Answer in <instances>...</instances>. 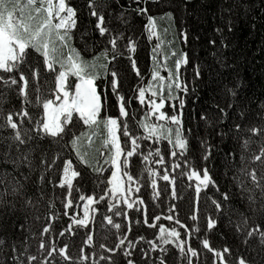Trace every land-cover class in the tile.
<instances>
[{"label":"trees","instance_id":"16d2710c","mask_svg":"<svg viewBox=\"0 0 264 264\" xmlns=\"http://www.w3.org/2000/svg\"><path fill=\"white\" fill-rule=\"evenodd\" d=\"M70 2L77 8L78 17L77 28L73 29L72 32V44L81 52L82 56L91 59L93 56L99 55L105 46L103 38L100 37L95 27L96 18L89 14L88 0H70ZM108 2L111 3V0H108ZM120 3L127 7L131 0H120ZM185 3H187V8ZM139 4L142 7H147L148 12L143 15L133 13L130 24L124 26L122 30L125 37H130L136 41L137 48L134 57L137 66L141 70V75L139 77L135 75L127 55L118 57L117 60L108 64L109 73L111 70H115L120 76L119 91L125 95L126 100L131 99V103L126 105L129 110L127 122L130 131L134 135H146L143 128L139 126V122L145 120V114L149 109L147 103L141 105L139 100L136 99V90L138 85L145 86L147 83L152 82L151 71L154 48L157 49L156 55L160 65L164 64V57H168L166 67L160 68L161 75L164 76H167V68H174L176 57L171 55L172 51L179 54L183 50L189 54V64L182 66L180 70L182 78L188 84L189 92L187 94L178 93L186 100L184 108L185 129L191 128L193 132L203 134L202 112L207 110L205 114H215L217 104L227 109L229 103L232 104V108L227 109L229 119L222 122L224 126L233 122H241L238 115L240 110L245 111L246 114L243 123H262L260 116L257 115V113L264 114V109L261 107L264 104V11L261 10L260 0H253L252 11L248 15H244L241 11L240 15L235 17L236 27L231 33H228L225 29L227 39L224 42L229 45L227 48L221 47L220 33L215 31L217 27L224 26L220 18L221 0H139ZM113 8H115V5L104 9L106 23L110 18L109 13L113 12ZM168 12L172 13V19L165 15ZM149 15L156 17L157 37L149 36L146 27ZM112 23L116 24L117 21L113 19ZM253 23L255 27L250 26ZM185 30L189 34L187 43L181 38ZM213 39L217 41L216 45L209 43ZM28 51V64L32 68H39L37 82L30 74L31 69L26 65L22 66L29 78V93L33 103L27 105V107L34 122L42 115L43 111L42 107H37L35 104L36 93L34 89L39 86L42 97L51 98L54 96V92H49L50 88H54V74L46 70L43 65V58L39 53L31 49ZM213 53L216 55L214 56ZM217 57H224L231 67L221 68L217 62ZM106 62L102 56L97 61L98 64ZM197 65L201 71L200 77L195 76ZM98 70L101 72V79L96 81L98 91H101L102 96L107 97V107L102 109L100 114L102 120L107 115L118 116V102L116 94L111 91V87L107 83V80L111 78L110 74L104 76V70ZM69 77L72 81L71 85H73L75 78L73 76ZM225 84L228 87L239 84L236 89L237 97L233 98L230 94H226L224 91ZM0 93L4 95V98L0 99V123H2L4 115L9 111L16 112L20 110L22 97L18 95L16 86L4 87L0 84ZM147 95H150V93H146ZM171 103H176L177 107L179 105L178 100L166 102L163 111L168 115L173 114V110L169 106ZM14 119L19 121L20 118L14 116ZM120 119L123 121L125 118L121 117ZM148 121L167 125L166 121H161L157 117L149 116ZM74 122H76V126L72 128V132L77 136H80L81 133L84 134L80 140L81 151L87 154V158L93 165L99 159L105 171L102 174H96L87 165L81 164L70 143L64 146L65 142L70 139L69 136H65L59 145L53 144L51 138L46 137L39 142L48 149L49 155H51L53 149L60 151L61 157L72 159L76 170L81 172V176L75 178L72 186L73 206L64 207V202L67 199V186L61 188L57 184L56 187H53V183L62 175V172H57L54 168L47 174L46 179L52 178L53 183L44 185L42 188L43 197L30 184L28 195L32 196V205L22 206L17 203L18 211L15 214H0V237L6 239L9 243L15 241L21 249L23 248L21 242L27 243L29 254L37 256V260L33 261L32 264H41L44 256L47 255V251H43V255H41L42 250L39 249L41 240L45 243V249H49L52 243H55L57 247V253H53V256L48 258V264H53V260H55V264H93V259L97 261V264H110L108 260L101 259V256H112V264H127V259L134 260L136 264H145L147 259L148 264H151V261L156 259L158 250L156 252L150 251L148 242L155 240L159 243L160 224H164L165 227H176L181 232V239L197 249L199 255L192 258L193 264H222L219 258L216 257L215 252L203 246L202 241L204 239L209 240L211 248L221 251L224 247L230 248L232 254H225L224 257L230 264H237V257L240 255L251 258L249 252L251 249L256 248L257 241L253 239L249 241L248 245L243 244L244 233L237 228V225L240 224L243 227L240 213H244L250 217L248 228L255 226L256 223L264 226V216L259 211L250 210V202L248 201V196L254 195L256 200L251 207L259 209L262 196L261 190L251 183L250 177L240 172L239 169L244 167L246 163L249 170L256 168L258 176L264 174L260 162L250 159L253 153H258L261 144H264V135L260 137L252 136L253 143L246 152L241 148L239 136L235 140L228 136L222 141L219 137L215 139L209 137L214 148L208 161L201 159L203 150L197 139L193 138V133L187 131L185 134L189 138V150L183 157L179 155L180 150L177 149L178 155L173 158L170 155L172 146L163 138L159 140H140L139 143L144 154H147L150 148L154 150L159 147L164 156V164L155 163L154 161L159 159L155 155L150 157V161L147 163L143 161L139 153L129 158L130 167L128 171L135 179L132 182L131 190L127 191L125 195L130 202H133V208L128 209L123 202L112 201L117 204L118 208L126 212L127 218H125L124 215L115 216L113 214L115 209L113 211L108 210V201L112 199L111 196H105L103 201L99 200V196L108 187L107 180L111 176L110 166L104 164V158L107 155V147L103 145L104 138L107 135L106 130H104L103 125L100 127L83 125L82 121H77L76 114H74ZM23 127H32V123L24 118L22 130ZM225 130H227L226 127ZM11 131L10 128H0V136H8ZM119 134L121 142L124 144L123 128L120 129ZM89 135L92 136L90 145L87 141ZM244 135L251 134L244 133ZM50 145L51 147H49ZM101 153H104V155H101ZM242 154L245 156L244 163L241 162ZM185 159L188 164H184ZM174 163L181 165L175 171H173ZM57 164L59 165L60 161H57ZM189 165L201 171V176L203 175L202 167H208L209 174L216 181V185L209 184L207 188L202 187L198 198L195 189L199 181L195 177H192L191 180L188 179ZM149 168L154 169L158 175H152L148 171ZM165 169H167V174L170 177H175V197L171 195L173 187L171 179L169 181L163 180ZM32 179L35 180V175ZM152 180L156 181V189L152 187ZM241 181H243V188L241 187ZM217 185L219 190H217ZM244 189H251L252 191L249 192ZM154 192L159 193L156 198H153ZM224 192L229 194L228 200L223 199L222 193ZM93 193H95L97 202L92 207L96 211H91L90 223L87 227L74 224L72 217L83 218V206L86 203V201H81L79 196ZM140 199L144 201L143 205L139 203ZM213 200L219 201L222 207L217 209ZM49 201H52V203H49ZM172 204H175L176 207L172 213H169L168 209ZM77 205L79 207H76ZM145 206L149 222L155 223L157 227L152 228L143 223ZM194 214L198 217L197 220L191 218ZM105 215L112 216L113 221L121 225L120 230L108 224L103 219ZM154 215H159L161 219L153 221L152 217ZM168 215H173L174 219L167 220ZM209 216L218 221L213 229H207L206 227V219ZM53 217L55 218L53 219ZM176 218L181 221L180 224L175 223ZM129 219L131 220V232H128ZM137 220L140 221L139 224L136 223ZM49 224L51 225L50 231L43 233V228ZM69 224H72V228L65 231ZM20 225H23V227L21 228ZM182 225L188 227L185 228ZM194 226H198L200 230L199 232L193 230L192 235L189 237L186 233L190 229H194ZM247 230L245 229V231ZM61 232H63V235H60ZM89 234L93 235L92 245L86 243ZM124 235L129 240H133L136 245L131 249L132 255L130 257L123 255L127 241L125 246H122L115 253H109L107 248H100L101 243L107 245V247H115L119 238ZM141 236L145 239L139 240L138 238ZM65 244L68 245L66 249L68 255L73 258L70 261H65L58 254L59 248ZM162 246L170 249L169 255L172 256L173 264H187V259L182 258L179 249H176L174 244ZM81 249H83L84 255L89 256L87 261L82 262L79 259L82 254ZM141 250L149 251V257L142 258ZM3 251H7V248ZM92 253L96 254L95 257L92 256ZM3 258V252H0V260ZM256 259L259 260V257H256Z\"/></svg>","mask_w":264,"mask_h":264},{"label":"snow or ice","instance_id":"6c2138e0","mask_svg":"<svg viewBox=\"0 0 264 264\" xmlns=\"http://www.w3.org/2000/svg\"><path fill=\"white\" fill-rule=\"evenodd\" d=\"M260 2L262 5L261 10L264 11V0H260ZM113 5H115V8H113V12L109 13L110 18L106 23L104 9L110 8ZM252 5L253 0H221L220 18L224 26L215 29L217 33H220L221 47L227 48L229 46L224 42L227 39L225 29L228 33H231L236 27L235 17L239 16L241 11H243L244 15H248L252 11ZM88 7L90 9V16L96 18L95 27L100 37L103 38L105 45L100 54L93 56L91 59H86L82 56L81 52L72 44V32L73 29L77 28L78 17L77 8L71 4L70 0H0V70H2L0 72V84L4 87L16 86L18 95L22 97L20 110L16 112L9 111L4 115L3 122L0 123V128H10L12 130L8 136H0V214H15L18 211L17 203L22 206L32 205V196L28 195L30 184L43 197L42 188L44 185L46 183H53L52 178L46 179L47 174L54 168L57 172H62V175L53 183V187H56L57 184L61 188L67 186V199L64 202V207L69 208L73 206L71 198L73 180L76 177H80L81 172L76 170L72 159H63L60 151L53 149L51 155H49L48 149L43 147L39 142L46 137H50L53 144L59 145L65 136H69L70 139L65 142L64 146L70 143L81 164L87 165L96 174H102L105 171L99 159L93 165L87 158V154L81 151L80 140L84 134L81 133L80 136H77L72 132V128L76 126L74 114L77 115V121H82L83 125L96 127L103 125L104 130H106L107 135L104 138L103 145L107 147V155L104 158V164L110 166L111 176L107 180L108 187L99 196V200L103 201L105 196H111L112 199L108 201V210L113 211L115 209L113 213L115 216L124 215L125 218H127L126 212L118 208L117 204L112 201L123 202L127 205L128 209L133 208V202H130L125 195L127 191L131 190L132 182L135 179L130 171H128L130 167L129 158L139 153L143 161L147 163L150 161V157L155 155L159 159H156L154 162L164 164V156L161 153V149L159 147H156L154 150L150 148L148 153L144 154L141 150L140 140H159L163 138L172 146L170 155L173 158L178 155L177 149L180 150L179 155L183 157L189 150V138L185 134L187 131L193 133V138L197 139L198 144L202 148L203 154L201 159L208 161L209 157L212 156L214 148L209 137L213 139L219 137L222 141L228 136H231L234 140L239 136L241 148L246 152L253 143L252 136L260 137L264 135V114L262 113H257L260 116L261 124L243 123V118L246 114L245 111L240 110L238 115L241 118V122H233L224 126L222 122L229 119L227 109L232 108L231 103L227 105V109L217 104V112L215 114H205L207 110L202 112L203 134L193 132L191 128L185 129L184 108L186 100L178 95V93L183 92L187 94L189 92L188 84L182 78L180 71L182 66L189 64V54L183 50L179 54L172 51L171 55L176 57L174 68H167V76H164L161 75L160 68L166 67L168 57L165 56L164 64L160 65L156 55V48L153 49L152 57V82L147 83L145 86L138 85L136 90V99L139 100L141 105L147 103L149 109L145 114V120L139 122V126L143 128L146 135H134L130 131L127 122L129 110L126 105L131 103V99L126 100L125 95L119 91L120 76L115 70H111L109 73L108 64L117 60L118 57L127 55L131 69L135 75L137 77L141 75V70L137 66V61L134 57L137 48L136 41L130 37H125L122 28L130 24L133 13L143 15L148 12V8L140 6L139 0H131V3L127 7L121 4L120 0H111V3L108 0H88ZM185 7L187 8V3H185ZM165 15L169 19L173 18L170 12L165 13ZM113 19L117 21L116 24L112 23ZM250 26L255 27V24L253 23ZM146 27L150 37L158 36L155 16H148ZM188 35L187 30H185L181 36L185 43L188 42ZM209 43L216 45L217 41L213 39ZM29 49L39 53L43 58V65L46 70L54 74V88L49 89L50 93H55L54 96L51 98L42 97L40 87L37 86L34 89L36 93L35 104L37 107H42L43 110L42 115L34 122L27 107V105L33 103L29 93V78L22 66L26 65L31 69L30 74L37 82L39 79V68H32L28 64ZM213 55L215 56L216 54L213 53ZM101 56L107 61L106 63H97ZM217 62L221 68L231 67L224 57H217ZM57 65L59 66L58 68ZM98 69L104 70V76L110 74L111 78L107 80V83L110 85L111 91L116 94L118 102V116L107 115L102 120L100 119V114L102 109L107 107V97L102 96L101 91H98L96 81L101 79V72ZM69 76L76 78L74 89L73 85L68 83ZM195 76H201L198 65L196 66ZM238 87L239 84H236L234 87H228L225 84L224 91L235 98L238 95L236 90ZM165 89L167 91L166 95ZM146 93H150V95L146 96ZM3 98L4 95L0 93V99ZM177 100L179 101L178 107L176 103L169 105L173 110V114L168 115V113L162 111L165 108L166 102ZM261 107L264 109V104ZM14 116L19 117V121L14 119ZM149 116L158 117L159 120L166 121L167 125L151 123L148 121ZM121 117L125 119L121 121ZM24 118H27L32 123V127H23L22 130ZM225 127L227 130H225ZM121 128H123V136L125 137L124 144H122L119 134ZM244 133H250L251 135H244ZM87 141L89 145L92 143L91 135L87 137ZM101 155H104V153H101ZM250 159L252 161H259L262 172H264V144H261L258 153H253ZM57 161H60L59 165ZM241 162H245L243 154L241 155ZM184 164H188L186 159L184 160ZM180 166L179 163H174L173 171ZM189 168L188 179L191 180L192 177H195L199 181L195 189L197 198L202 187L207 188L209 184L216 185V181L209 174L208 167H202V176L201 171H198L192 165H189ZM148 171L152 175H158L154 169L149 168ZM239 171L250 177L251 183L261 190L262 202L259 209L251 207L256 200L254 195H249L248 201L250 202V210L259 211L264 216V174L258 176L256 168L249 170L246 163ZM33 175H35V180L32 179ZM170 179L173 184L171 195L175 197V177H170L167 174V169H165L163 180L169 181ZM152 187L156 189L155 180H152ZM241 187L243 188V181H241ZM217 190H219L218 185ZM244 190L252 191L251 189ZM158 195V192H154L153 198H156ZM222 196L224 200L229 199L227 192L222 193ZM79 199L86 201L83 206V218L72 217V222L78 226L87 227L90 223L89 206L97 202L96 196L95 193L89 195L81 194ZM49 203H52V201H49ZM139 203L143 205L144 201L140 199ZM213 203L217 209L222 207L221 203L217 200H213ZM76 207H79V205ZM175 207V204H172L168 209L169 213H172ZM91 211H96V209H91ZM143 214L144 224L152 228L157 227L155 223L149 222L146 206L144 207ZM240 216L243 227L238 224L237 228L244 233L243 244L248 245L250 240L255 239L257 245L256 248L251 249L249 252V257L251 258L240 255L237 257V264H264V226L256 223L255 226L248 228L250 217L244 213H240ZM191 218L193 220L198 219L195 214ZM103 219L115 229L120 230L121 225L115 223L112 216L105 215ZM160 219L159 215L152 217L153 221H159ZM166 219L173 220L174 216L168 215ZM217 222L211 216L207 217V229H213ZM136 223L139 224L140 221L137 220ZM175 223L180 224L181 221L176 218ZM20 227L22 228L23 225H20ZM182 227L187 228L188 226L182 225ZM50 228V224L44 227L43 233H48ZM71 228L72 224H69L65 231ZM245 229L248 230L245 231ZM193 230L199 232L200 229L198 226H194V229H190L186 235L190 237ZM128 232H131L130 219L128 222ZM60 235H63V232ZM138 239L144 240L145 237L141 236ZM158 239L159 243L155 240L148 242L150 251L156 252L158 250V255L155 260L151 261V264H173L172 256L169 255L170 249L162 245L174 244L176 249H179L182 258L187 259V264H193L192 258L199 255L196 248H193L190 243L181 239V232L176 227H165L164 224H160ZM21 243H23L22 249L15 241L9 243L6 239L0 237V252H3L4 257L0 260V264H32L33 261H36L37 256L29 254L27 243ZM86 243L89 245L93 244V235L89 234L87 236ZM125 244L126 247H124L123 255L130 257L132 255L131 249L136 245L126 235L119 238L115 247H107V245L101 243L100 248H107L109 253H115L122 246H125ZM202 244L205 248L215 252L216 257L219 258L222 264H230L224 258L225 254H232L230 248L224 247L222 251L211 248L208 239H204ZM5 248H7V251H3ZM67 248V244L60 247L58 254L65 261H70L73 258L68 255ZM39 249L42 250L41 255H43V251H47V255L44 256L41 264H48V258L52 257L53 253H57L55 243H52L49 249H45L43 240L39 242ZM81 253L79 259L82 262L87 261L89 256L83 254V249H81ZM95 255V253H92L93 257ZM149 255V251L141 250L142 258H148ZM256 257H259V260ZM101 259L108 260L110 264L113 262L112 256H101ZM53 264H55V260H53ZM93 264H97L95 259H93ZM127 264H136V262L132 259H127ZM145 264H148L147 259L145 260Z\"/></svg>","mask_w":264,"mask_h":264},{"label":"rangeland","instance_id":"374dc122","mask_svg":"<svg viewBox=\"0 0 264 264\" xmlns=\"http://www.w3.org/2000/svg\"><path fill=\"white\" fill-rule=\"evenodd\" d=\"M74 77V76H73ZM75 78V77H74ZM76 82V78H75V81L73 82V89H74V83ZM68 83L71 85V83H72V81H71V79H70V77L68 78ZM162 111H163V109H162ZM158 118V117H157ZM74 180H75V178H74ZM74 180H73V182H74ZM94 206V204H92V205H90L89 206V208H90V213H89V215L91 216V209H92V207Z\"/></svg>","mask_w":264,"mask_h":264}]
</instances>
